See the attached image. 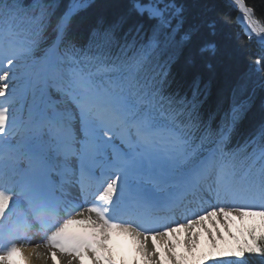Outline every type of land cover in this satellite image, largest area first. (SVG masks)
<instances>
[{"label": "snow or ice", "instance_id": "snow-or-ice-1", "mask_svg": "<svg viewBox=\"0 0 264 264\" xmlns=\"http://www.w3.org/2000/svg\"><path fill=\"white\" fill-rule=\"evenodd\" d=\"M230 4L264 48V10L258 17L246 0ZM87 5L70 0L48 39L55 3L34 0L25 9L19 0H0V144L19 136L14 149L0 150V264H32L33 256L118 264L108 243L114 234L131 238L137 264L264 258V127L225 153L223 136L201 132L196 93L191 100L165 94L166 63L159 61L183 6L130 0L131 13L154 21L151 35L113 54L111 29L94 32L101 40L87 50L69 35ZM253 63L264 73V51ZM241 108H233V121ZM117 139L122 149L110 152ZM19 152L27 171L17 166ZM210 200L216 203L205 207ZM250 200L261 206L241 203ZM248 217L261 222L246 226Z\"/></svg>", "mask_w": 264, "mask_h": 264}, {"label": "trees", "instance_id": "trees-1", "mask_svg": "<svg viewBox=\"0 0 264 264\" xmlns=\"http://www.w3.org/2000/svg\"><path fill=\"white\" fill-rule=\"evenodd\" d=\"M20 1L25 9L34 4V0ZM43 2L56 5L46 33L51 39L52 27L70 0ZM175 2L184 11L182 19L173 21V28L177 29L173 43L159 61L166 63L165 94L191 100L196 93L201 130L207 129L212 135L228 130L230 145L238 149L264 127V73L257 72L253 63L264 48L256 38L246 35L237 19L238 11L229 0ZM246 2L257 6L259 17L264 0ZM129 6L130 0H88L87 7L73 17L69 35L77 47L87 50L101 40L94 32L111 29L113 54H118L126 41L145 42L154 21L131 13ZM213 21L214 30L208 27ZM193 29L192 38L185 40V33ZM207 44H215V50L201 51ZM239 106L241 111L233 121V108ZM234 259L237 258L229 257ZM240 259L243 264H264V258L257 254H246Z\"/></svg>", "mask_w": 264, "mask_h": 264}, {"label": "bare ground", "instance_id": "bare-ground-1", "mask_svg": "<svg viewBox=\"0 0 264 264\" xmlns=\"http://www.w3.org/2000/svg\"><path fill=\"white\" fill-rule=\"evenodd\" d=\"M241 23L244 26V23L242 21H241ZM18 139H19V136L18 135H15V134L10 135L9 137H7L3 141L2 144H0V150L8 151L10 149H14ZM19 153H21V152H19ZM19 153H15V154H19ZM207 205H208V203L205 202V205L204 206L206 207ZM233 206H239V205L237 204V205H233ZM92 215H93V218H95V214L93 213ZM238 221L239 220H237L235 223L237 224ZM35 239H38V237H34V240ZM111 241L113 243H115L116 246L121 251V254H119L117 257H115V259L118 261V264L121 261H123L124 264H126V261H128V256H129V253L127 252L128 247L131 244L135 245L134 242L131 240L130 237H127V236H124V235H120V234H114L113 237H112V239L110 240V242ZM33 246H34L33 244H25L26 249H29V250ZM39 250L40 251H45V249L43 247V244L41 245V248ZM133 250L135 252L133 253L134 254V259H133V263L132 264H137V261H139V257H138L137 252H136V246L133 247ZM32 264H51V261H50V259H47V258H45V259H39L36 256H33L32 257ZM85 264H91V261L86 258ZM140 264H142V261H140Z\"/></svg>", "mask_w": 264, "mask_h": 264}, {"label": "rangeland", "instance_id": "rangeland-1", "mask_svg": "<svg viewBox=\"0 0 264 264\" xmlns=\"http://www.w3.org/2000/svg\"><path fill=\"white\" fill-rule=\"evenodd\" d=\"M262 202H259V204L261 205ZM258 222L260 224V219L258 221V217H248L245 219V221L243 222L244 225L248 226V223H256ZM241 222H239L238 224H235V225H239ZM235 225H234V230H235ZM109 243V248L111 249L112 251V255H114L115 257H117L119 254H121V251L120 249L116 246L115 243H113L112 241L108 242ZM111 244V245H110ZM135 245L131 244L129 247H128V250L127 252L129 253V256H128V261H126L127 264H132L133 263V259H134V250H133V247ZM225 259H228V257H226ZM207 264H211V262H207Z\"/></svg>", "mask_w": 264, "mask_h": 264}]
</instances>
